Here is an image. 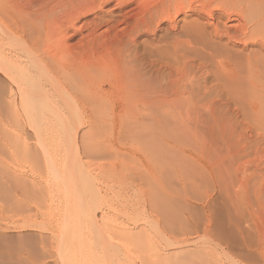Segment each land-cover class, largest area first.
<instances>
[{
	"label": "bare ground",
	"instance_id": "6f19581e",
	"mask_svg": "<svg viewBox=\"0 0 264 264\" xmlns=\"http://www.w3.org/2000/svg\"><path fill=\"white\" fill-rule=\"evenodd\" d=\"M81 1L0 0V18H2L0 21V118L1 113H6L10 119L15 120V125L19 127L21 125V129L16 126L19 130L27 129L34 141V148L28 147L26 138H20V134L19 138L7 136L9 135L6 132L7 129H3L4 132L3 127L0 126V152L4 156L8 153L7 149L9 150L1 144L2 135L5 134L3 137L7 136L6 138L11 140L8 141L12 149L18 152V155L22 151L23 159L30 161L31 164L34 163V170L39 165L43 168L44 166L49 167L52 181L60 188L69 218L65 217L63 221L60 220L62 226L60 225V234H57L59 236L56 246L53 245L54 248L51 246L53 252L51 255L56 260L55 264H96V249L112 256L111 260H116V257L119 260V245L123 241L118 238L123 236H119L116 240L113 239L117 237V234L131 235L130 241L134 235L136 236L125 228L115 230L117 234L116 236L114 234V238L111 236L114 230L109 235V230L102 229L105 232L108 231L106 236L100 233L97 222L102 217L99 219V215L96 216L95 206L98 204L96 198L101 197V191L97 186L98 183L95 185V180L92 181L93 177L90 178L92 172H89L90 175L85 172L80 153L82 151L86 152L85 154L89 153L90 157L94 151L99 150L100 153L103 151V154L106 152L113 156L124 154L127 157L136 158V161L146 168L150 162L148 160L144 162L145 158L148 159L146 155L150 153L152 157L157 154H152L155 150L151 153L150 148L162 149L160 151L162 153L168 140L181 145H178L180 146L178 149L176 147L177 154L180 151L183 157L190 159L202 171H205L213 189L220 197V207L216 212L219 215L227 214V222L220 221L215 228L221 236L219 243L229 248L242 247L247 251L257 249L255 246L260 243L262 235L259 232L261 228L258 230L261 223H255V214L258 207L264 209V166L260 161H252L250 156L255 157L258 154L264 156V100H261L264 99V0H196L194 5H191L192 1L188 3V0H116L118 3L117 16L121 18V23H124L123 31H125V37L128 38L123 40L119 38L121 41L114 40L119 42V47L115 49L116 51L112 49L113 55H109L111 52L108 55L104 53L105 58H97L98 60L94 61L89 60V57L88 59L80 57L79 54L80 58L72 55L68 50H71L68 48L71 46H68V42L74 35L81 32V27L77 28L75 21L79 15L90 12L88 10L101 11L106 1L110 0H88L85 5ZM129 5L137 7L129 10L130 12H123L124 8ZM131 12L136 14L129 16ZM180 13L183 15L191 13L196 19L189 23V27L178 29L176 18ZM198 20H205V27L198 23ZM234 21L237 24L233 23ZM109 23L106 30L113 28V25ZM99 26L98 23L94 24L86 37L93 34L95 36V31ZM206 26L210 28L208 33ZM158 32L162 35L158 36ZM151 34L156 44L154 42L150 44V42L143 45L137 40L142 35ZM212 36L219 39L224 38L226 45L230 44L232 48L238 47L239 49L231 50L224 46L218 53L217 46H223L224 42L222 44L220 42L221 45L217 43L216 46L214 42H210L213 40H211ZM4 39L9 42L6 50L1 44ZM225 57L230 59L226 60ZM199 72H205L208 77L214 72L212 83L207 82L208 78L197 76ZM221 86L232 92L240 89L248 95L236 96L237 99L234 96L232 97L234 100L231 101L227 99L228 97L226 99L217 98L215 95V98H211L213 91ZM16 106H20L23 112L21 124H17L19 120L15 112ZM123 110L129 113L131 129L124 127L119 120L117 121L121 115L119 113H123L121 112ZM109 112L113 115L110 129L113 134L115 133V139L114 144L110 146L108 144L109 147H105V150L99 148L100 143H97L98 147H89L90 144L87 145L86 140L77 136V131H74L72 136L68 133H73L71 130L75 122L78 123L75 125L78 127L74 129L79 130V126L85 123L83 121L82 124V118L85 116L99 114L97 116L99 117ZM68 114L72 120L74 119L71 120L72 122H68L70 121V119L67 120ZM96 116L94 119L96 118L97 121L99 119ZM91 118L92 121L93 117ZM55 121L59 127V130L56 128L55 135L62 134L63 142L65 141L75 149V155L72 154L73 157H70L73 165L70 164L71 166L65 169V162L62 161L65 170H61L62 166L61 169H57L54 163L49 164V153L51 152L45 147V142L48 140L43 137L45 136L43 135L44 128L48 124L55 126ZM100 121L98 124L102 122ZM127 123L129 124V121ZM166 125L170 127L171 138H167L164 133ZM94 128L98 130L101 127L98 128L95 125L93 130ZM88 138L91 139V137ZM122 138L135 145L140 155L133 154V151L120 153L116 141L119 142ZM63 142L61 144H64ZM87 142L89 143L88 140ZM85 146L86 150H83ZM49 149L52 148L49 147ZM80 149H82L81 152ZM90 150L93 152L90 153ZM65 157L67 158L64 156V159ZM8 159L9 162L13 161V158ZM45 160L50 166L45 163ZM58 160L60 163V157ZM4 163L5 165L2 166L5 167L7 162L4 161ZM59 163L58 165L61 164ZM17 164L15 163L16 167H18ZM249 164H252V167L246 168L245 165ZM8 166L6 169L9 168ZM147 168L144 170L147 174L144 176L146 184L153 176L151 167ZM16 174L0 169V199L6 201L7 204L12 203L10 204L12 206L16 202L17 207L22 205L19 202L22 199L29 200L30 203L36 202V204L43 202L41 198L46 191L36 189L34 183L22 180ZM125 176L126 185L122 187L136 188L139 186L136 184L137 179L134 173ZM147 187L149 188V185ZM21 207L20 210L23 211L25 208L21 209ZM244 212H247L246 215ZM118 213L122 212L116 214ZM61 214L63 218V212ZM133 219L129 217V220ZM133 221L137 223L135 219ZM171 228H168L169 231ZM137 236L134 240L139 238ZM52 237L56 240V236ZM118 240L121 242L119 243ZM135 245L130 246L136 249L138 244ZM26 253L30 260L29 264H36L34 260L41 261L40 257L44 256L45 251L38 245L37 247L30 245ZM106 254L103 253L101 256L103 260ZM114 255L116 257H113ZM127 255L130 253H126ZM128 257L130 258V256L126 258ZM137 257L134 259L138 260ZM144 257L148 260L147 255ZM123 259L125 258L122 257L121 260ZM162 259L159 264H162ZM27 260L24 261L25 263L20 260L16 261L20 262L19 264H26ZM131 261L128 259L127 263Z\"/></svg>",
	"mask_w": 264,
	"mask_h": 264
},
{
	"label": "rangeland",
	"instance_id": "374dc122",
	"mask_svg": "<svg viewBox=\"0 0 264 264\" xmlns=\"http://www.w3.org/2000/svg\"><path fill=\"white\" fill-rule=\"evenodd\" d=\"M87 1L88 0H82L81 3L85 5ZM190 2H191V5L192 4L194 5L196 0H188V3H190ZM117 4L118 3L116 0H112V1L110 0L109 2L106 1L105 5L101 11L97 10V9L88 10L90 12H86V14L79 15L78 19L75 21L77 22L76 27L77 28L81 27V32L74 35V37L71 38L70 41L68 42V46L71 45L70 47H68V48H71V50L70 49H68V50L70 53H72V55H74V56L77 55L76 57H79V55H80V57L87 58V59L89 57V60L92 59V61L98 60L100 58H105L104 55L105 54L108 55L109 52H111V53H109V55L110 54L113 55L112 54L113 48H114L113 49L114 51H116L118 49V47H119L118 41L120 39L123 40L125 38H128V37H125V33H124L125 31H123L125 25L123 22L121 23V18H119L117 16V13H118L117 12L118 11V9H117L118 5ZM136 7L137 6H135V5H129V6L124 8L123 12H128L129 10L131 11L132 9H135ZM135 14H136L135 12H131L128 15L134 16ZM1 19L2 18H0V21H1ZM195 19L196 18L194 16H192L191 13H188L187 15H183L182 13H180L176 18L178 29H181L182 27H187V26L189 27V23H191ZM233 19H234V17H233ZM125 20H127V18ZM211 21H212V19L210 20V23H211ZM109 22H112L113 24L109 23ZM205 22H206L205 20H200V21L198 20V23H200L201 25L203 24L204 27H205ZM96 23H98V25H100V26L97 29V31H95V36L93 34L92 36H87L88 37L87 38L86 35L88 34L89 29L92 28L94 24L96 25ZM108 23L113 25L112 26L113 28H111V30H106V28L109 27ZM233 23L237 24V22H235V21ZM208 31H210V28L208 26H206V32L208 33ZM158 34H159L158 36L162 35L161 32H158ZM116 35H117V37H116ZM152 36H153V34L148 35V36L142 35L137 40L139 42H141V44H143V45H145V43H150V42H151L150 44H153V42H154V44H156V42L153 40V38H151ZM158 36L156 35V37H158ZM213 37L214 36H212V38H211V40L212 39L213 40L210 42H214V44L216 46H217V43H218V45H221L224 42L222 44L223 46H217L218 53H220L222 51L224 46H226L228 49L231 48V50H235V49L238 50L239 49L238 47L232 48L233 46H231L230 44L226 45L224 38L219 39V38H215V37L213 38ZM114 40H118V41L115 42ZM218 40H220V41H218ZM113 41H114V43H113ZM220 42H221V44H220ZM1 44L3 45V48L5 50L7 49V47H9V42L5 39L1 42ZM115 46H116V48H115ZM249 47L251 48V46H249ZM110 49H111V51H109ZM73 53H77V54H73ZM229 53L232 54V52H229ZM67 54H69V53H67ZM225 58H226V60L230 59L227 57H225ZM213 73H212V75H210L208 77L205 72L204 73L199 72V73H197V76H200V77L202 76L201 78H208L207 82L209 81V83H212V81L214 79V74H215V73L214 74ZM191 78H192V76H191ZM237 90L240 92L242 91L240 89H237ZM237 90L236 91L233 90V92H232V90H229V89L221 86V87H218L217 90L215 89L213 91L214 94L213 95L211 94L213 96L211 98H215V96H216L217 98L223 97L224 99H226L228 97L227 99L229 101H231V100H234V99H232V97H234V96H235V99H237L236 96L242 97V95H243V97H244V96L248 95L244 91H242L240 93ZM236 93H238L239 95ZM261 100H264V99L262 98ZM19 107L20 106H16V109H15L16 116L19 120L18 122L16 121L17 124H21V122H22L21 119L23 116L22 115L23 112L21 111L22 109L20 110L21 107L20 108ZM121 112H123V113H119V114H121L122 117H121V115H119L120 117L118 116L119 118H117V121L119 120L122 123V125H124V127L126 126V127H128V129H131V127L129 126L130 125V120L128 118L129 113L127 112V110H123ZM2 114L3 113H1V118H0V120H1L0 124L1 125L0 126L3 127L2 130L7 129L6 132L9 134L7 136H17L19 138V136L21 135L22 137L20 136V138H22V139L26 138L27 146L34 148L33 147L34 141L32 140V137H30V132H28L27 129L19 130L18 129L19 126L15 125L16 124L15 120L13 121L12 118L10 119V117L7 116L6 113H4L3 115ZM105 114L106 113H104L103 115L100 114L102 116H99V117H102L103 119L97 117L99 114L97 116H96V114L95 115L92 114L93 116H91V114H90V115H88V117H90V118H88L87 116L84 115L85 117L83 116L84 118H82L83 120L82 119L81 120H82V124L84 122L85 123L83 125L79 126L80 127V128H78L79 130L74 129V128L78 127V126H75V125H78V123L75 122L76 124L73 123L74 127H72V130L70 128V130L73 133H71V132H68V133L70 135L71 134L73 135L75 133L74 131H77V133H78L77 136L79 138L82 137V140H84V141L86 140L85 143L87 145L90 144V145H88L89 147L90 146H97L98 147V144L100 143L99 148L105 150V147H109L110 145L114 144V139H115L114 138L115 133L113 134L112 130L110 129V128H112V127H110V123H111L113 115L110 112L107 115H105ZM95 116L97 117V119L101 120L102 122L105 119L104 123L102 124V122L100 121L101 123L98 124L99 120L96 121V118L94 119ZM86 117L89 120H87ZM91 117H93L92 121L90 120V119H92ZM3 118H5V119H3ZM69 119H70V121H68V122H72L74 120V119L72 120L70 115L68 116L67 120H69ZM127 120L129 121V124L128 123L126 124V122H128ZM90 121L92 122V124ZM94 121H96V122H94ZM2 124H4V125H2ZM51 125L52 124H48L46 126V128H44V130L46 132L45 131L43 132V135L45 134V136H43V137H45L48 140L47 141L45 139V141H47V142L44 141L45 147H47V150L52 153L51 154L48 152L50 155L49 164L54 163L53 164L54 167L56 166L57 169L58 168L61 169L63 162H65V164H64L65 169H67L68 167L73 165L71 163V161H72L71 158L73 157L72 154L75 155V149L73 148V146L68 145L65 141L63 142L64 139L61 136L62 134L59 135V133H58L57 136L55 135V132L59 128L58 123L56 122L54 124L55 126L52 125L53 127H51ZM56 125H57V127H56ZM87 125H89V126L87 127ZM95 125L98 128L99 127H101V128H99L98 130H95V128H96L95 127L93 130V126H95ZM16 126H18V127H16ZM104 126H106V127H104ZM90 127H92V129ZM19 128L21 129V125ZM92 130H93V135H92L93 137L90 135V134H92L91 133ZM169 132H170V127L166 125L164 133L166 134L167 138L168 137L171 138V134ZM12 133L14 135H12ZM24 133H25V135H24ZM48 134H50L52 137L51 138L48 137V136H50ZM53 134H54V136H53ZM3 135H5V134H3ZM3 135H2L1 144H4L7 148H9V150L7 149L8 157L6 154H4V156H5L4 157L3 154H1L2 152H0V154H1L0 160L2 161V162L0 161V169L1 170L5 169L8 172L9 171L13 172V174H16V172H17L16 175L19 178H21L22 180H25L28 183L29 182L34 183L35 184L34 187L36 189L37 188L42 189L43 192L46 191V192H44L45 196L43 194V197H45V198L47 197V198L44 199L42 197L41 200H44V201L43 202L42 201L37 202V204H36V202L31 201L32 203H30L29 200L26 201V199H25V201H24V199H22L19 202L22 204L20 206L25 208V209H23L21 207V209H23V211L20 210V206H18V207L16 206V202L13 204V206L10 205L12 203H8L10 205L9 206L6 203V201L4 202L0 199V254H1L0 264H16V262H17L16 260H20V262L21 261L26 262L27 259L28 260H27L26 264H29L30 260L28 257V253H26V251H27V249H29L30 245H32L34 247H35V245H36V247L38 245L39 248L42 247L45 251L44 256L40 257V259H41V261L39 260L40 263H39V261L34 260L35 263L37 262L36 264H55L56 260L51 255L53 253L52 248H54V246H56L57 239H58L57 237L59 236L57 234L58 233L60 234L59 231H61L60 228L62 226V221L64 220L65 217H66V219L69 218V212H67L66 208L64 207L65 206V204H64L65 200L63 199V195H62V193H60V188L57 187L58 184L56 185L55 182L52 181V179H51L52 177H51V174L49 171V167L44 166L45 168H43L42 166L39 165L38 167L36 166L37 168L34 170V168H35L34 163L31 164L30 161L23 159L24 157L21 155L22 151H20V153L18 155V152L13 150L11 144L9 143V141H11V140L7 139L6 138L7 136H4L5 137L4 138ZM46 135H48V136H46ZM0 137H1V130H0ZM47 137L50 138V140ZM88 137H91V139ZM57 138H59V140H62L61 142H63L64 144H61V142ZM5 139L7 140V142ZM10 139H12V138H10ZM3 140L5 142H2ZM87 140L89 141V143L87 142ZM93 141H95V142H93ZM116 142H117V145L119 147L120 153H125L126 151H133V154H136L137 156L140 155L139 153H137V152H139V150L138 149H137L138 151L136 150L135 145L130 144L127 141H124L123 138L119 142L118 141H116ZM167 142L168 143L165 144V146L163 147L164 150L162 151V153L165 151L163 154L160 152L162 149L156 150L155 149L156 147H154V149L150 148L152 150V151L150 150L151 153L155 150L152 154L157 153L156 156L152 155V157H154L155 159L150 157V155H151L150 153L148 154L146 152L148 154V155H146V156H148V159L145 158L144 162L146 163V162L150 161L149 165L146 166V168L148 167L147 169H149V167H151L150 170H152V172H153V176L151 177V180L148 181L147 184H146V181L144 180V176L147 175L144 172V170L146 168H144V166L140 165V163L136 161V158L133 159L131 156H130L131 157L130 158L129 156L127 157V155H124V154H120L121 156L120 155L113 156L111 154H107L106 152L104 153V154H106V156H104L102 150H101L102 153H100V150L98 152H95V151L93 152V150H90V153L93 152L91 155L92 157H90L89 153H87L89 155L88 156L87 154H85L86 152L82 151V149L86 150V146L84 148L80 149V152L82 151L81 152L82 154L80 153V158H81L80 160H81V163L83 165V168H84L85 172H88V173L92 172L90 178L93 177L94 179L92 178V181L93 180L97 181V182L94 181V184L98 183L97 186L100 188V191H101L100 192L101 197H99V196L97 198L95 197L97 200V203H98L95 206L96 216L99 215L98 216L99 219H100V217H102V219H100V220L98 219L99 221L97 222L98 229L100 230V233H103V235L106 236V233L108 231L105 232L103 230H109V233H108L109 235L114 230V233L111 234L112 238H114L117 234L115 230L119 231V228H125V229H127V231L129 230L130 233L136 234V236L139 234V236H137V237H139L137 240H134V238L136 237L134 235V237L131 238L132 239L131 241L129 239V237L131 235L127 236L124 234H121V235L117 234V237H115L113 240H116L119 236H123L122 237L123 239L121 237L118 238L119 240L123 241V242L120 241L121 243H123V244H121L118 240V242L120 243V245H119L120 255L118 257L119 260H117L116 255H114L113 257H116L117 261L114 258H113L114 260H111L112 256H109L108 254H106L102 250H101L102 251L101 252L99 249H96V251H97V253H96V257H97L96 264H107V263L108 264H111V263L112 264H116V263L128 264L127 263L128 259H129V261L132 260L134 262L133 263L131 261V263L129 262V264H145V263L146 264H155V262H156V264H159V261L162 258H163L162 264H264V209L258 207L257 212L255 214V220L257 221V222L255 221V223H258V222L261 223L260 224L261 226L258 224L260 227L258 226L259 228L258 227L257 228H258V230L261 228L259 232L262 235V236H260V238H261L259 241L260 243H258V245L255 246L257 249H255V250L252 249V250L247 251L242 247L241 248H238V247L229 248L228 246H223L221 243H219L221 236L215 230L217 224L220 221L221 222H227V217H226L227 214L219 215L216 212L217 209L220 207V204H219L220 203V200H219L220 197L217 195L216 191L213 189V185L210 182L209 178L207 177L205 171H202L190 159L183 157L184 155L180 151L178 154L176 153L177 149L181 145L177 144V143H176L177 144L176 145L175 142H172L170 140H168ZM78 143H79V139H78ZM59 144H60L61 148H60ZM108 144H109V146H108ZM50 145L51 146L53 145L54 149H53V146L51 147ZM63 145H65L63 147L64 149L62 148ZM78 145L80 146V144H78ZM178 145H180V146H178ZM48 146L52 149H49ZM114 147H116V145H114ZM176 147H177V149H176ZM52 150H54V151H52ZM14 151H15V153H17V155H15ZM65 151H66V155L64 154ZM159 152L162 154V156ZM3 153H4V148H3ZM60 153L64 154V155H61ZM70 153H71V155H70ZM96 153H98V154H96ZM83 154H85V155H83ZM93 154H95L96 157L94 155V158H93ZM59 155H61V156H59ZM99 155L101 157H99ZM122 155H123V158H122ZM157 155L161 156V157L156 159V157H158ZM64 156H67V158L65 157V159H64ZM82 156L85 158H83ZM144 156H145V154H144ZM6 157L9 159L13 158V161L11 160V162H9L10 161L9 159H8L9 161H7ZM59 157H60L61 162L63 161L62 163L60 162L61 164L59 163V160H58ZM162 157H164V158L162 159ZM18 158H19V160H18ZM50 158H51V160H50ZM16 159L18 160V162H16L17 161ZM184 159H186V160H184ZM250 159H252V161H254V160L260 161L263 163V166H264V156L263 155L258 154L255 157L250 156ZM4 161L7 162L5 167L2 166V165H5ZM15 163L16 164L18 163L17 164L18 167H16ZM45 163H47L46 160H45ZM58 163L60 165H58ZM66 163L69 165H67ZM47 165H48V163H47ZM86 165H87V167H86ZM251 165L252 164L245 165V167L250 168V167H252ZM7 166L9 167L8 169H6ZM48 166H50V165H48ZM46 168H48V169H46ZM63 168H64V166H62L61 170H65ZM36 170H38V171H36ZM90 173H89V175H90ZM132 173H134L136 175V179H137L136 184L139 186L136 188L135 187L130 188L128 186L126 188L122 187V186L126 185L125 180H124V178L126 179L125 175L132 174ZM43 174H44L45 178H44ZM96 179H98V180H96ZM86 180H88V179L86 178ZM49 181H50V183H49ZM53 184H54V186H53ZM105 185L107 187H105ZM147 185H149V188L147 187ZM108 186H110V187H108ZM55 187H57L58 189ZM56 189L59 190V192ZM59 193H60V196L62 198L59 196ZM99 201H100V203H99ZM59 203H60V205H59ZM62 203L64 205H62ZM98 205L100 208L98 207ZM122 205H123V207H122ZM14 207H17V208L14 209ZM58 207H59V209H58ZM61 212H63V215H64L63 218L60 216V215H62ZM117 212H122V213H118L119 214L118 215V214H116ZM123 212L125 214H123ZM258 212H259V214L257 215ZM245 213H247V212H244V214ZM121 215H123L124 217ZM113 216H115V217H113ZM256 216H258L257 217L258 219L256 218ZM129 217H130V219L134 218L137 223H133L134 219L129 220ZM111 218H112V220L114 219L113 222H110V221H112ZM60 220H62V221H60ZM121 222L124 224H122ZM112 223H114V224H112ZM100 224H103V225H100ZM115 224H117V225H115ZM110 225H113V226H110ZM122 225H124L126 227H124ZM104 226H105V228H104ZM107 227H109V229H106ZM110 227H112V228H110ZM58 228H59V230H58ZM130 228H131V230H130ZM168 228H171L170 231ZM51 234H52V236H56V240L54 239V237L51 236ZM114 234H115V236H114ZM125 236H127V237H125ZM126 238H128V240ZM43 239H44V242H43ZM54 240H55V242H53ZM139 240H140V242H139ZM125 242H126V244H125ZM30 243H32V244H30ZM47 243L48 244L50 243V244L48 245ZM26 244L29 245L28 248L27 247L24 248L25 246H27ZM129 244L133 245V246L135 244H138V247H136V249L135 248L132 249V247ZM127 245H128V247H127ZM51 246H52V248H51ZM135 246H137V245H135ZM146 246L148 247V250H146L147 249ZM46 248L48 250H46ZM126 249H128V250H126ZM23 250H25V251H23ZM133 250H134V252H132ZM101 253L106 254V255H104L105 257L104 256L103 257H104L105 262H107L109 260L107 263L103 262L104 260L101 257L102 256ZM126 253H130V255H127V256H130V258L129 257L126 258L127 257ZM132 253L133 254L135 253V254L132 255ZM122 254H123V256H122ZM110 255H111V253H110ZM135 255H136V257L138 256L137 257L138 260H135L136 259ZM146 255L148 256V260H146L147 257L146 258L144 257ZM156 255L159 257H157ZM9 256H11V257H9ZM50 257H51V259H50ZM120 257L121 258L124 257L126 260L123 259V261H122ZM132 257H133V259L135 258L134 259L135 261L132 259ZM23 258H25V259H23ZM47 258H49V259H47ZM144 258L146 261L144 260ZM156 258H157V260H156ZM7 260L8 261L10 260V261L8 262ZM110 260H111V262H110ZM124 260L126 262H124ZM149 260H150V262H149ZM151 260H153L154 262ZM114 261H116V262H114Z\"/></svg>",
	"mask_w": 264,
	"mask_h": 264
}]
</instances>
